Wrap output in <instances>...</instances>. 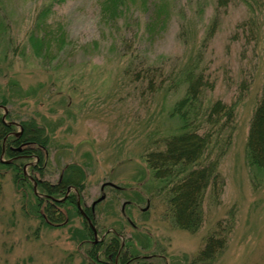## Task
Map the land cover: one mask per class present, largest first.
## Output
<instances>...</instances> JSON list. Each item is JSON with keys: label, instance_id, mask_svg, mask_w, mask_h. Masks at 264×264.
<instances>
[{"label": "rangeland", "instance_id": "1", "mask_svg": "<svg viewBox=\"0 0 264 264\" xmlns=\"http://www.w3.org/2000/svg\"><path fill=\"white\" fill-rule=\"evenodd\" d=\"M50 2L0 0V101L6 98L0 114L13 132L32 120L49 135L44 160L33 170L21 166L23 176L55 185L67 165L82 169L75 199L88 212L106 195L92 214L97 239L120 230L130 264H192L211 234L224 239L210 264H264V170L251 164L246 144L264 89V2L251 11L242 4L221 8L203 49L215 0H66L40 21L37 14ZM121 54L135 57L137 69L192 60L213 82L205 103L234 104L231 136L217 165L223 187L218 194L206 188L194 232L174 224L145 157L178 131L179 118L170 111L187 84L150 92L148 84L124 79ZM31 190L11 166H0V264H114L85 239L75 201L55 205L46 223V202L36 207Z\"/></svg>", "mask_w": 264, "mask_h": 264}, {"label": "trees", "instance_id": "2", "mask_svg": "<svg viewBox=\"0 0 264 264\" xmlns=\"http://www.w3.org/2000/svg\"><path fill=\"white\" fill-rule=\"evenodd\" d=\"M65 1L52 0L39 11L36 18L42 21L48 17L47 15L52 12L55 5ZM106 1L113 3L116 0ZM263 2L264 0H215L213 16L210 18L211 20L202 38V49L206 47L216 32L221 15L225 11H221V8L225 9L226 6L231 4H242L245 7L249 6L251 11L255 3L257 4L256 7H259ZM249 29L253 35V28ZM35 51L37 52V50ZM118 56L127 60L125 68L122 69L124 79H128L134 84H148L150 92L159 89L162 84H168L169 87H176V84H187L183 97L174 103L170 111L171 115H177L179 118L180 127L178 131L162 138L161 149L149 151L145 157L150 170H153L154 176L161 184V190L166 195L168 211L174 224L183 230L194 232L200 227L203 220L202 200L206 188L211 186L213 191L218 194L223 187L224 180L217 170V165L222 155L223 144H227L231 136L230 123L234 117V104H227L221 100H215L209 104L205 103V91L207 88L210 89L212 87L213 82L205 78L203 68H200L192 60L183 63L180 67L171 69H165L148 62L143 68L137 69L136 67L134 68L135 57L129 55L126 58L127 54ZM197 61H199V56H197ZM4 102H6V98L0 101L2 104ZM253 112L249 122L246 143L248 155L251 164L264 170V89ZM2 116L0 114V155L3 145L7 146L13 140L12 136L7 135L15 129L14 124L3 120ZM21 123L23 127L22 140L30 142L33 149L30 148L31 146L27 149H30V153L35 152L39 161L42 162L44 160L43 153L45 149L48 150V133L38 123L37 125L32 124V120H26ZM212 150L214 152L213 155H211ZM7 151L9 152V150ZM20 162L22 163L20 159H17L10 165H6L0 160V166H11L13 171L18 172L21 180L27 181L29 187L32 188V196H35L36 207L40 209V206L46 202L45 211L47 216H49L51 208L49 196L56 195L61 197L65 195L66 188L69 185L75 187L77 193L81 191L80 185L85 178L84 171L76 169L73 164H70L62 170L61 177L55 185L37 179V192L41 196L37 197L33 191V184L27 177L23 176V169L19 166ZM76 166L79 167L77 164ZM75 197L76 193L73 192L69 194L67 200L54 202V204L73 203V201L76 202ZM85 230V239L90 238V235H92L91 230L88 226ZM119 231L115 228L113 231H106L107 235L103 243L108 242V246H111L110 249L104 252L107 259H111L109 257L110 253H112L111 257H114L119 251L122 244ZM223 239L219 238V236L215 237L213 234L209 235L203 247L194 257L192 264H210L215 260L223 248ZM97 253L98 250L94 251L90 255V260L96 259ZM124 256L123 260H125ZM126 258L131 259L130 257ZM138 259L140 260L141 257ZM91 261L93 262L94 260Z\"/></svg>", "mask_w": 264, "mask_h": 264}, {"label": "flooded vegetation", "instance_id": "3", "mask_svg": "<svg viewBox=\"0 0 264 264\" xmlns=\"http://www.w3.org/2000/svg\"><path fill=\"white\" fill-rule=\"evenodd\" d=\"M22 132H23V129L21 128L19 131H17V132H13L12 131V132H10V134L7 135V136H12L13 140L11 141V143H8L7 146L3 145L1 155H3L4 153L7 154V156H8L7 157V160H3L5 163H13L15 160L20 159V161H22V163L20 162V164H19L20 167L21 166L24 167L26 165V166H30L31 168L34 169L35 167H38L39 166V162L40 161H39V158H38V156L36 155L35 152H31L30 153L29 152L30 149H27L28 147L31 146V144H30L29 141H23L22 140V138H21V136L23 134ZM30 148L33 149V146H31ZM7 150H9V152ZM33 158H36L37 160L35 162H33ZM23 163H24V165H22ZM60 177H61V175L59 176V178ZM28 178L31 179L33 182L36 183V181H34L31 177H28ZM70 186L71 185L67 186L66 193L62 197L56 198V196L53 197V196H49L48 195L49 196V200H50V204H51L50 214H49L50 217H54L55 216V214L53 212V211L56 212V210L54 208L55 207L54 202L55 203L56 202H62V201H65V200H67L69 198V195H68L69 193L67 191H69L71 189L70 188L68 190V188ZM109 186L118 189L117 185H115L113 183L112 184H109ZM72 188L74 189V192L77 194V190L74 187H72ZM102 188L103 187L101 186V189ZM102 195H104V198L101 201H103L105 199V197H106V195L104 193H102L99 197H101ZM57 199H61V200L58 201ZM77 200H78V198L76 199V203H77ZM96 200H94V201H96ZM93 202L91 203L88 212H87V208L86 207L85 208L83 207V210L85 211V216L82 213H81V216L84 218V221H85L86 225L89 227V229L92 232V235H90L91 237H90V240H89L90 243H93L92 244V247H96V248L99 249L100 246H101L102 249H103V252H106V250L110 249L111 246L110 245L108 246V242L107 243H103V241H105L104 239H105V237L107 235V232L108 231H113V229L112 230L108 229L107 232H105L101 236V238L97 239L98 231H97L96 227L94 226L95 229H96V231H97L96 236L94 235L93 230H92V227L90 226V223L92 225H94L93 222H92V219H93V215L92 214H94V209H95V206L97 205V203L93 206ZM52 206H53V208H52ZM49 216H47L46 217L47 219H45L47 222H48V217ZM96 245H98V246H96ZM121 248H122V244H121V246H120L119 251L117 252V254L114 255V259H113L114 264H130L131 259H127L126 258L128 256L126 254H124V252H122V249ZM91 250H92V248H91ZM111 255H112V253L109 254V257H111ZM123 255H125L124 256L125 260H123ZM131 263L132 264H137L138 261L136 260L135 262H131Z\"/></svg>", "mask_w": 264, "mask_h": 264}, {"label": "water", "instance_id": "4", "mask_svg": "<svg viewBox=\"0 0 264 264\" xmlns=\"http://www.w3.org/2000/svg\"><path fill=\"white\" fill-rule=\"evenodd\" d=\"M0 108H3L4 111H5V107H4L3 105H0ZM2 118L5 119V112H4ZM108 183L111 184L110 182H108ZM103 186H104V185H103ZM103 186H102V187H103ZM69 189H70V187L68 188V190H69ZM34 192L37 193L36 186H35V182H34ZM103 198H104V195H102L101 197H99L96 201L93 202V206H94L96 203L98 204V202H100ZM57 200H59V199H57ZM59 201H60V200H59ZM79 204H80V202H79V200H78V201H77V207H78L79 211L85 216V212H84V210L82 209L81 205H79ZM90 226L92 227L93 233H94V235L96 236L97 231H96L95 227H94L91 223H90Z\"/></svg>", "mask_w": 264, "mask_h": 264}]
</instances>
